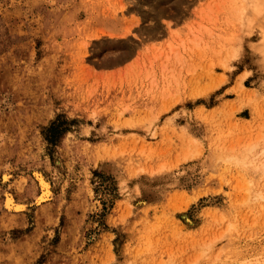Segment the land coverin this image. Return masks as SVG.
I'll return each instance as SVG.
<instances>
[{"label": "rangeland", "instance_id": "rangeland-1", "mask_svg": "<svg viewBox=\"0 0 264 264\" xmlns=\"http://www.w3.org/2000/svg\"><path fill=\"white\" fill-rule=\"evenodd\" d=\"M263 164L264 7L0 0V264H264Z\"/></svg>", "mask_w": 264, "mask_h": 264}, {"label": "bare ground", "instance_id": "bare-ground-1", "mask_svg": "<svg viewBox=\"0 0 264 264\" xmlns=\"http://www.w3.org/2000/svg\"><path fill=\"white\" fill-rule=\"evenodd\" d=\"M246 2H248L250 4L252 11L255 8L262 9L264 7V0H246ZM260 169L262 170V173H264V164H263V166H260ZM2 176H3L2 181H5L8 178L7 173H4V175H2ZM32 177L36 181L37 187L39 190L38 194L35 197L34 203L36 205H39L43 201H46L47 199L51 198L52 192L50 191L48 181L43 177V175L41 173H39L38 171H34L32 174ZM2 206L7 212L16 213L20 209H22L21 208L22 206L20 204H17L15 202V200L13 199V196L8 192L3 193Z\"/></svg>", "mask_w": 264, "mask_h": 264}]
</instances>
